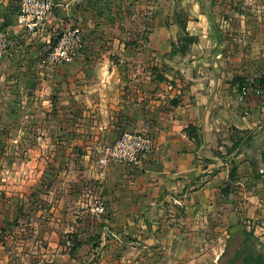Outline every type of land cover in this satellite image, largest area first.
Returning a JSON list of instances; mask_svg holds the SVG:
<instances>
[{
  "label": "crops",
  "instance_id": "obj_1",
  "mask_svg": "<svg viewBox=\"0 0 264 264\" xmlns=\"http://www.w3.org/2000/svg\"><path fill=\"white\" fill-rule=\"evenodd\" d=\"M16 18L1 19L0 76L10 59L54 129L34 150L50 156L47 242L19 264H264V0H53L34 34ZM68 23L88 49L52 66ZM125 131L151 134L154 152L100 165Z\"/></svg>",
  "mask_w": 264,
  "mask_h": 264
},
{
  "label": "rangeland",
  "instance_id": "obj_2",
  "mask_svg": "<svg viewBox=\"0 0 264 264\" xmlns=\"http://www.w3.org/2000/svg\"><path fill=\"white\" fill-rule=\"evenodd\" d=\"M17 5L18 0H0V18L5 21L13 20L17 14ZM60 30L57 29L56 33ZM83 35L85 47L82 50H87L84 32ZM37 46H39L38 51L43 54L47 42L39 41ZM1 67L3 74L0 76V247L2 248L0 255L5 264H19L22 260L27 261L28 249L33 244L39 247L47 242L45 238L48 236L40 233L43 225L50 222L48 213L44 214L45 205L42 199L46 195L45 184L43 181L37 183L39 182L37 179L44 176L41 174L43 165L50 156L43 153L35 155L34 150L37 148L44 150L43 140L39 137L44 138L51 126L43 120L36 122L37 115H43L46 107L41 104L35 106V100L30 99L31 91L25 86L19 88L16 81L18 78L12 73L15 67L12 61L3 60ZM51 130L54 131L53 128ZM29 196L35 197L34 203H31ZM34 210L36 213L41 212V215L30 214ZM237 244H240L239 240ZM40 252L39 248L35 250L36 259L40 256ZM229 254L230 252L226 251L225 255ZM234 262L241 264L238 258H234Z\"/></svg>",
  "mask_w": 264,
  "mask_h": 264
},
{
  "label": "built area",
  "instance_id": "obj_3",
  "mask_svg": "<svg viewBox=\"0 0 264 264\" xmlns=\"http://www.w3.org/2000/svg\"><path fill=\"white\" fill-rule=\"evenodd\" d=\"M53 0H19L17 10V22L24 31L34 34L41 27L44 20L51 14ZM84 44V35L81 27L75 23L62 26L56 34L47 50V60L52 66H61L75 60ZM7 47L6 33L2 27L0 18V56ZM155 150V139L151 134L145 132L121 133L117 139L102 149V156L98 163L107 165L114 162L136 165L145 156H150ZM96 219L106 215L105 204L97 200L93 207ZM67 247L71 242H66Z\"/></svg>",
  "mask_w": 264,
  "mask_h": 264
},
{
  "label": "trees",
  "instance_id": "obj_4",
  "mask_svg": "<svg viewBox=\"0 0 264 264\" xmlns=\"http://www.w3.org/2000/svg\"><path fill=\"white\" fill-rule=\"evenodd\" d=\"M174 49H175V45L173 46V50ZM228 264H235V262L229 261ZM243 264H262V260L259 256L248 255L246 256Z\"/></svg>",
  "mask_w": 264,
  "mask_h": 264
}]
</instances>
